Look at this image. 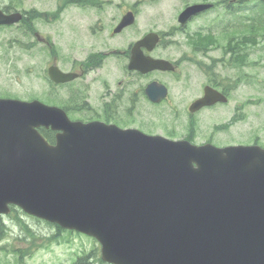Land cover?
<instances>
[{
  "label": "water",
  "instance_id": "obj_1",
  "mask_svg": "<svg viewBox=\"0 0 264 264\" xmlns=\"http://www.w3.org/2000/svg\"><path fill=\"white\" fill-rule=\"evenodd\" d=\"M20 16L0 11V23ZM62 116L0 99V214L16 204L93 236L112 264H264L263 148L196 147ZM41 125L64 130L56 146Z\"/></svg>",
  "mask_w": 264,
  "mask_h": 264
},
{
  "label": "flooded vegetation",
  "instance_id": "obj_2",
  "mask_svg": "<svg viewBox=\"0 0 264 264\" xmlns=\"http://www.w3.org/2000/svg\"><path fill=\"white\" fill-rule=\"evenodd\" d=\"M229 2L241 4V0H178V8L175 9L173 19L177 22L184 9L191 5L211 3L213 17L209 22L218 23L226 18ZM141 4L143 3H138L130 9L137 17L141 14ZM76 5L79 17L87 18L91 24L86 27V34L76 30L75 35L70 39V41L74 40V43H70V50L62 58L63 64L60 69L75 77L60 85L58 88L60 91L55 93L60 95L64 105L62 108L75 114L76 105L85 106L86 112L96 114L97 117L115 119L122 127H138L150 133L156 131L151 129L160 128V132L169 137L185 139L197 145L210 143L218 147L239 144L264 146L261 144L264 137L261 136L258 127L251 125L244 128L243 123L247 117H243L241 110L244 109L239 106L240 102L233 98L235 93L239 97V87L234 90V83L241 80L242 75L244 76L242 85L243 82L247 86L253 85L252 87L257 91L255 102L260 100V86L261 91L264 92V78H260L259 60L260 56L264 55V51L260 49L258 43L256 44L258 37L253 38V46L250 50V55L255 59L251 60V64L244 66L237 65L235 59L243 53L242 50L211 48L212 46L209 49L205 43L208 41L207 37L187 34L183 32L185 28L182 32H179L177 27L176 30L173 28L165 33L153 28L151 31L157 32L161 40L151 51L147 44L140 46L141 52L144 56L170 60L176 68L172 72L153 71L142 74L130 70L129 63L135 45L146 36L147 30H139L133 34L129 31L136 28L130 26L115 33L114 29L122 17L118 22L115 18L104 17L106 3L99 4L92 1L85 4L84 1L78 0ZM260 8L255 10V14H259ZM206 15L208 14L199 15L196 19ZM193 20L194 18L191 21ZM79 23L81 21H76L75 25ZM226 71L230 75H227ZM163 73L174 76L178 81L175 83L178 85L176 89L171 82H164L158 78ZM154 80L168 89V96L158 103L151 102L146 96V88ZM196 84H200L198 95ZM100 87L101 92H98ZM206 87L226 95L228 102L225 104L217 102L196 113H190L191 103L204 96ZM53 95L51 91V96ZM162 105H167L170 110L168 115L173 117L169 124L164 125L153 117L145 118L142 114L144 112L157 114L156 109ZM148 106L155 109L151 111ZM224 108L228 109L222 113ZM224 114L228 117L225 118ZM207 116L213 119L209 121ZM247 123L259 124V114L249 115ZM237 130L239 133L235 137L239 136V139L235 140L234 132Z\"/></svg>",
  "mask_w": 264,
  "mask_h": 264
},
{
  "label": "rangeland",
  "instance_id": "obj_3",
  "mask_svg": "<svg viewBox=\"0 0 264 264\" xmlns=\"http://www.w3.org/2000/svg\"><path fill=\"white\" fill-rule=\"evenodd\" d=\"M56 0H27L26 8L36 7L40 10H52ZM107 1V0H104ZM136 0H111L110 5H105L104 17L108 19L119 18L126 6L134 3ZM52 2V3H50ZM178 8L177 0H147L144 4L140 17L141 23L138 24L136 30L129 31V33L136 34V32L148 30L152 26L159 30H167L174 23V9ZM245 15V14H242ZM79 19L77 11L72 8L66 15L64 21H60L51 26L46 24H39V32L41 35H52L58 42V46H70L69 41L78 32L86 34V27L91 24L87 18L80 17L81 23L75 25ZM140 21V20H139ZM199 23L193 26L198 28ZM37 42L36 38L26 35L22 28H4L0 30V94H9L19 99H28L31 95L40 96L46 89L47 84L44 80V68L48 61V54L44 50V43L38 44L30 48V44ZM255 59L254 56L249 57ZM261 61V59L259 58ZM227 75H230L226 71ZM260 78H264V68L260 67ZM170 81V79H166ZM199 85L196 89L198 90ZM239 97L242 93L244 98L253 95L250 87L239 89ZM252 93V95H251ZM264 96V92H260ZM238 99V98H237ZM235 102H233L234 104ZM141 102L140 105H142ZM228 108H224L222 113H225ZM260 111L259 124L244 122V128L253 125L258 127L260 133L264 135V103L256 108ZM204 113V112H203ZM145 118L150 119V113H142ZM225 115V114H224ZM228 117L225 115V118ZM207 118L212 120V117ZM172 117H165V121L169 122ZM161 131L160 128L155 129ZM239 130L234 132V139L238 140L239 136H235ZM25 222L33 229L38 237L43 236V239L48 236H57V243H52L50 246L40 248L36 254L27 260L26 264H70L71 260H77L84 254L85 250H92L98 243L90 237L82 234H72L69 232L58 234L57 228L47 225L46 223L38 222L33 219L24 218ZM13 234L8 241L0 243V247L7 243H17L19 237H24L25 231L19 226L11 225L9 228ZM47 240L44 239V242ZM74 251V252H73ZM73 252V254H72ZM100 254V250L98 251ZM0 264H16L15 257L11 254H5L0 251Z\"/></svg>",
  "mask_w": 264,
  "mask_h": 264
},
{
  "label": "trees",
  "instance_id": "obj_4",
  "mask_svg": "<svg viewBox=\"0 0 264 264\" xmlns=\"http://www.w3.org/2000/svg\"><path fill=\"white\" fill-rule=\"evenodd\" d=\"M9 1H10L9 5L5 7V9L8 11L13 10L15 8V6L22 5L24 0H9ZM35 12H36V17L43 16V14L38 13L37 11H35ZM27 13H28V15H31L34 12H31V13L27 12ZM41 131L50 142H52L54 140L53 134H51L50 132H48L47 130H44V129H42ZM57 228L59 230H62L59 226ZM1 230H3V229H1V227H0V235L2 234ZM26 231L28 234H30L28 229ZM20 264H22L21 261H20ZM74 264H104V263L101 261V259L96 254V250H93L91 253L85 254L82 257H80L77 260V262H75Z\"/></svg>",
  "mask_w": 264,
  "mask_h": 264
}]
</instances>
